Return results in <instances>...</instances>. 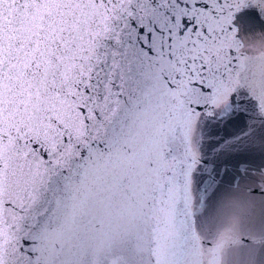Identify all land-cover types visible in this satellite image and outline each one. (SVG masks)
Masks as SVG:
<instances>
[{"label": "snow or ice", "instance_id": "obj_1", "mask_svg": "<svg viewBox=\"0 0 264 264\" xmlns=\"http://www.w3.org/2000/svg\"><path fill=\"white\" fill-rule=\"evenodd\" d=\"M0 264H264V0H0Z\"/></svg>", "mask_w": 264, "mask_h": 264}]
</instances>
